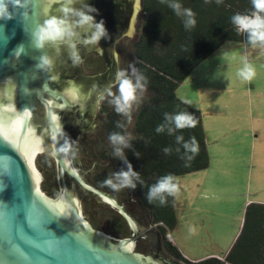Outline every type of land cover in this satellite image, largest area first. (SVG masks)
Returning <instances> with one entry per match:
<instances>
[{
    "label": "water",
    "instance_id": "water-1",
    "mask_svg": "<svg viewBox=\"0 0 264 264\" xmlns=\"http://www.w3.org/2000/svg\"><path fill=\"white\" fill-rule=\"evenodd\" d=\"M127 2L129 11L118 10L112 0H103L101 9L99 0H71L70 4L69 0H7L12 19L0 20V264H165L157 256L161 239L154 227L138 225L122 200L117 199L122 202L118 203L93 185L87 175L94 167L85 169L78 147L69 142L73 151H57L67 140V118L75 119V127L85 126L97 101L117 83L115 42L132 38L139 9V0ZM65 6L73 13L93 16V22L102 21L108 32L99 43L90 44L84 41L91 30L76 29L78 36L73 42L77 60L66 44L36 49L32 43L36 26L49 18L62 17ZM74 18L69 15V19ZM89 54L104 58V74L84 75L81 63ZM41 57L47 64H40ZM38 110L46 112L50 128L34 118ZM42 142L44 146L36 151V145ZM42 154L48 155L54 166L57 160L61 170L75 181L68 183V188L63 183V190L59 189L52 201L40 188V184L49 182L35 170V158ZM77 193L89 200L92 194L115 207L135 239L142 233L150 250V255L144 256L146 260L131 255L136 243L133 238L115 240L91 233L84 224ZM146 219L142 217V221ZM147 230L156 237L146 235ZM171 261L180 264L173 258Z\"/></svg>",
    "mask_w": 264,
    "mask_h": 264
},
{
    "label": "trees",
    "instance_id": "trees-1",
    "mask_svg": "<svg viewBox=\"0 0 264 264\" xmlns=\"http://www.w3.org/2000/svg\"><path fill=\"white\" fill-rule=\"evenodd\" d=\"M200 1L202 4L197 8H194L193 2L188 7L180 6L194 13L195 21L202 23L200 27L188 30L184 24L176 44L163 52H158L156 45L147 41L149 25L146 19L151 17L153 12L144 6L142 13L144 24L132 45L134 75L139 78L143 95L138 100L135 132L129 141L130 147L122 148L124 155L122 165L126 170V160L139 174L143 183L137 182L134 189H128L134 198L149 210L154 224L164 237L177 227L174 196H166L164 205H160L156 200L149 202L146 198L149 187L165 175H172L175 182L181 176L206 170L210 165L202 113L182 101L177 96V90L198 66L209 60L225 44L249 43L248 34L237 31L231 17L241 14L246 9L253 10L251 0ZM112 2L118 10H128L127 0ZM123 22L121 20V25H124ZM105 60L107 61L106 56ZM103 109L106 136L116 133L127 137V117L108 107ZM181 112L192 116L194 127L175 129L171 118ZM158 125L164 127V131L159 134L155 131ZM169 128L172 129L171 134L168 132ZM177 136L182 138L179 142L176 140ZM193 137L198 144V152L194 157L183 148V144L190 142ZM165 148L169 149L167 154L164 152ZM134 153H139V157ZM104 157L107 158L106 154ZM189 157L191 159H188ZM51 177L50 181L54 183L53 178L54 181L56 179L54 176ZM105 179L104 177L103 181ZM103 187L113 191L105 185ZM122 228L125 229L124 225ZM165 242L167 249L184 264H264V204L251 203L246 207L241 231L222 258L189 261L171 241L165 239Z\"/></svg>",
    "mask_w": 264,
    "mask_h": 264
},
{
    "label": "rangeland",
    "instance_id": "rangeland-1",
    "mask_svg": "<svg viewBox=\"0 0 264 264\" xmlns=\"http://www.w3.org/2000/svg\"><path fill=\"white\" fill-rule=\"evenodd\" d=\"M191 2H193L192 4L194 5V8H197L202 4L200 3V0H139V9L136 14L135 24L133 25L132 38L127 39V37H124L115 42V57L118 71H124L125 75L132 80L133 83H136L137 78L134 75L135 69L133 66L132 45L139 34V30L144 24L142 14L144 6L148 7L150 10L152 9L153 12L151 13V17L146 19V22L149 25L147 41L155 44L158 52H163L176 44L179 32L186 20V17L183 14V8L179 7V9L173 10L169 5L177 3L182 7L183 5L188 7ZM254 12V9H246L241 15H251ZM201 24L202 23L200 22H196L195 26L188 28V30L197 29ZM227 45H234V43L225 44V46ZM225 46L223 47L224 51L227 50ZM234 53L235 51L231 52L233 56L230 55L231 57H229L231 62L233 61V58H236ZM217 59L218 58L214 59L211 57L207 60L208 62L206 61V64L203 63L198 66L187 80L180 85L177 90V96L182 101L195 102L197 96H200L202 102L205 103V98L203 99V78L206 76L207 81L209 78L214 79L215 75H217V73H215L216 71H214L217 69L218 64L215 62ZM81 70L85 76L104 74L106 72L104 59L89 54L81 63ZM228 71L229 70L227 69L223 76H217L227 78V75H229ZM239 71L240 69H236L232 73V76L237 79L238 83H243V80L238 76ZM212 85H215V83L213 82ZM108 90L111 91L112 95L109 96L106 92L102 96L103 99L100 98L97 101L88 123L81 127L83 131L82 134H77V127L79 126H76L75 129L72 130L67 129L65 134L67 141L78 147V155L85 169H91L94 167L90 172V176L87 175V178L95 187L99 186V184L103 186V178H101L100 175L108 178L112 173L124 170L122 165L123 159L114 155V149L118 146L109 142L104 127L105 115L102 114L104 110L103 108L108 107L110 110H114L113 100L118 96L116 84ZM142 95L143 89L141 86L137 89V102L133 105L131 110V123L126 119L127 136H134V124L138 109V100H140ZM103 152H107L106 159H103V156L101 157ZM35 165L41 179L49 182L48 184H40L41 192L48 200L52 201L59 193V189L63 190V179L61 177L59 178V184L58 179L54 181L53 178L54 183L50 181L52 178L51 176L54 175L53 171L55 166L48 155L42 154L37 156L35 158ZM251 166V161L233 165L234 173L237 174L236 179L240 180L237 182V189L240 188V184H242L243 187L245 181L246 186L243 187L245 188L243 194L246 195V198L247 196L252 195L253 200L264 199V194L257 195L258 191L255 187L256 182L259 181L258 170L255 172L254 169L255 173L253 172L252 179H249V175H246L247 177L242 181L243 176L241 177V175H243L245 171H248ZM40 167L43 170H41ZM64 177L67 178L65 174ZM182 179H184V177L181 176L175 181L177 185V193L174 195L177 227L176 229L169 231L164 238H161V247H164L165 239H167L168 241H171L172 244L175 243L176 248L186 255L187 257H184L187 259L189 256L195 259L211 254L224 257L235 242L244 219L245 209L241 211L239 190H237L236 196L232 193H221L210 195L205 199L200 198L199 201H197V198L190 194L191 192L189 193L181 190L179 183H181ZM261 182L264 183V181H260V183ZM65 186L68 188L67 180L65 181ZM96 188L102 192L111 193L104 187L103 189L99 187ZM128 190V188L121 189L119 190L121 196L117 195V197L115 194L112 196L116 199L122 200L123 203H126L130 200ZM192 190L193 189H191V191ZM187 194H189L188 201L186 200ZM77 196L81 198V211L84 224L89 228L91 233H97L100 235L106 234L110 237H113L114 235L112 234L115 233V235L119 236V238H114L115 240L129 238L126 235L127 233H125V230L122 228L123 224L113 216L109 215L106 209L95 206L94 203L81 194L77 193ZM131 205L136 207V205ZM193 206H195V209H193ZM130 211L135 213V216H141V212L138 210L137 212H134L132 207L130 208ZM141 223L147 228L145 221H141ZM152 226L154 227V225ZM190 228L192 231H189ZM120 230H123L124 232L120 233ZM136 242L137 243H135L131 254L132 256L150 255V250L146 247L147 239H144L143 242ZM152 252L153 254H156V248L152 249ZM176 258L173 259L180 264H184L182 260Z\"/></svg>",
    "mask_w": 264,
    "mask_h": 264
},
{
    "label": "crops",
    "instance_id": "crops-1",
    "mask_svg": "<svg viewBox=\"0 0 264 264\" xmlns=\"http://www.w3.org/2000/svg\"><path fill=\"white\" fill-rule=\"evenodd\" d=\"M225 47L227 50H219L212 57L218 58L215 61L218 64L215 73L223 76L228 69L227 78L215 75L214 79L209 78L206 81L204 76L205 103L200 96H197L195 102L185 101L202 113L210 165L206 170L182 176L184 179L179 186L182 191L191 192L190 194L197 198V201L221 193H232L236 196L239 190L240 207L243 211L251 203L264 204V199L253 200L252 195L246 198L243 194L245 189L243 187L246 186L244 178L249 175V179H252L257 170L259 179L255 185L257 195L264 194V183H260L264 181V48L247 42ZM233 51L236 58L231 62L229 57L233 56L231 54ZM244 62L254 68L255 75L250 81L238 83L232 73L236 69H241ZM213 82L215 85H212ZM250 161L251 168L241 175L244 186L240 184V188L237 189V182L240 180L236 179L237 174L234 173L233 165ZM173 245L175 246V243ZM211 257L222 258L211 254L195 259L189 256L188 259L200 261Z\"/></svg>",
    "mask_w": 264,
    "mask_h": 264
},
{
    "label": "clouds",
    "instance_id": "clouds-1",
    "mask_svg": "<svg viewBox=\"0 0 264 264\" xmlns=\"http://www.w3.org/2000/svg\"><path fill=\"white\" fill-rule=\"evenodd\" d=\"M71 0H69L70 4ZM219 2V0H218ZM252 7L255 12L251 15L236 14L231 17V22L236 26L237 31L246 32L249 37V43L253 46L259 45L264 48V0H251ZM173 10L179 9L180 5L172 3L169 5ZM89 11H93L89 9ZM64 15L62 17H52L45 20L42 24L37 25L32 32V43L36 49H43L48 45L63 43L73 49L72 57L77 60L79 57L75 51L74 40L77 38L78 33L76 29L82 28L85 31L91 30L90 36L84 41L85 43L97 44L101 39H104L107 35L103 22H93L94 17L83 12L73 13L71 7L65 6L62 9ZM74 16V19H69V15ZM186 17L185 28L195 26L194 13L190 9H184L183 12ZM12 19V14L9 11L7 0H0V20ZM40 64H47V60L41 57ZM40 65L38 64V67ZM255 75L254 68L247 62L243 63V67L238 72V76L243 81H250ZM116 87L118 90V96L113 100L114 110L116 113L127 117L128 122L131 123V110L134 104L137 102V89L141 87L139 78L136 83H133L124 73V71H118L116 73ZM109 96L112 95L110 90H106ZM103 99V97H101ZM165 114V119H167ZM171 122L175 129L182 130L185 128L194 127V120L191 115L181 112L174 115L171 118ZM155 131L159 134L164 131L162 125H158ZM169 134L172 133V129H168ZM131 136H124L116 133H111L108 140L111 144L116 145L114 149V155L120 159H124L122 148L130 147L129 141ZM182 138L176 137L177 142ZM183 148L186 152H190L194 157L198 152V144L195 138H191L190 142H185ZM60 153H69L72 150V146L67 140L58 149ZM169 149L165 148L164 152L167 154ZM74 154V153H73ZM139 157V153H134ZM188 159H191L189 157ZM126 170H121L116 173H112L110 177L103 181V185L111 188L113 191H119L124 188H135L136 183H143L140 176L135 172L130 163L125 160ZM177 193V185L174 182L172 175H165L161 177L154 185H151L147 191L146 198L149 202L154 200L158 201L160 205L165 204L166 196H174ZM189 231H192L190 228Z\"/></svg>",
    "mask_w": 264,
    "mask_h": 264
},
{
    "label": "flooded vegetation",
    "instance_id": "flooded-vegetation-1",
    "mask_svg": "<svg viewBox=\"0 0 264 264\" xmlns=\"http://www.w3.org/2000/svg\"><path fill=\"white\" fill-rule=\"evenodd\" d=\"M99 2H100V7H99V9H101V8L103 7V0H99ZM128 8H129V7H128ZM93 9H95V8H93ZM128 10H129V9H128ZM102 114H103V112H102ZM34 118H35L36 120H38V123H39V120H40L44 128H50V127H49V123H48V119H47L46 112H44V111L42 112L41 110H38V111L36 112ZM74 123H75V119H74V118H70V117L67 118V120H66V124H67V128H68L69 130L75 129V126H73ZM77 132H78V133H77ZM77 132H76V133H77L78 135H79V133L82 134L83 131H82V129H81V126L77 127ZM106 153H107V152H103V155H101V157L103 156V159H106V157H104V154H106ZM46 154H49V156H53V155H51V154L48 153V152H47ZM106 156H107V154H106ZM54 160H56V159H54ZM54 164H55V168H54V171H53V174H54L53 176L55 177V179L61 177V178L63 179V183H65L66 180H67L68 183H70V184H71V182H72V183L75 182V181L71 178V176H69L66 172H63V171L61 170L60 165L58 164L57 160L54 161ZM40 168H41V167H40ZM41 170H43V169L41 168ZM64 174H65V176H67V178L64 177ZM100 177H101V178H104V177L106 178V176H103V175H100ZM96 187H99V188H102V189H103V186L100 185V184H99V186H96ZM80 188H81V187H80ZM80 188H79V189H80ZM80 190H82V189H80ZM106 190H107V189H106ZM82 191H83V190H82ZM109 192H111L112 194H111V193H107V192H104V193L110 195L111 197H113V196H112L113 194H115L116 196H117V195H118V196H121L120 193H117V194H116V193L113 192V191H109ZM128 194L130 195V196H129L130 200H128L126 203H123V207L125 208L126 212H127V213H128L133 219H136V222H137L138 225H140V226H141V224H142V223H141V221H142V217L145 216V217L147 218L146 221H145V224H146L147 229L149 228L150 225H154V229L156 230V231H154V233H157V237L160 238V239H161V238H164L163 233H162L161 231H159V230L157 229V226L154 224V221H153L152 215H151V213L149 212V210H147L143 205H141V204H140V203L134 198V196L132 195V193L130 192V190H128ZM118 196H117V197H118ZM89 197H90V201H91L92 203L98 205L99 207H103L104 209H106V210L108 211V214H109V215L113 216L116 220H118L120 223H122V224L124 225V227H125L124 230H125V232L127 233V236H128L129 238H136V236L134 235V232L131 230V228H130L128 222L124 219V217L119 213V211H118L115 207L112 208L110 204L103 202L102 200L98 199L97 197L93 196L92 194H89ZM113 198H114V197H113ZM116 200H117V199H116ZM117 201H118V203H120V204L122 203V202L119 201V200H117ZM131 204L136 205V207H133ZM124 205H125V206H124ZM131 207L133 208L134 212H137V210L140 211L142 217L139 216V218H138V216H135V213H133L132 211H130V208H131ZM112 209H115L116 212H114V210H112ZM142 225H143V224H142ZM121 231H122V230H120V233H121ZM122 232H124V231H122ZM147 232H149V231L147 230ZM143 233H145V232H143ZM154 233L149 232V233H147L146 235L155 236ZM112 235H114L113 238H116L115 233L112 234ZM141 235H142V233L140 234V236L138 237V239H135V241H141V242H143L144 239H142L143 237H141ZM142 236H143V235H142ZM144 236H145V235H144ZM155 237H156V236H155ZM136 243H137V242H136ZM148 244H152L151 241H150V239H148ZM149 246H151V245H149ZM160 250L164 253V255L161 254ZM160 250L158 249L159 254H158L157 256H158L161 260H164L163 263H165V264H172L173 261H171V259H172V258H176V257L174 256L173 253H171V252L167 249L166 242L164 243V247H161ZM171 257H172V258H171ZM143 259L146 260V258H145L144 256H143ZM176 259H177V258H176ZM166 260H168V261H170V262H168V261H166Z\"/></svg>",
    "mask_w": 264,
    "mask_h": 264
},
{
    "label": "bare ground",
    "instance_id": "bare-ground-1",
    "mask_svg": "<svg viewBox=\"0 0 264 264\" xmlns=\"http://www.w3.org/2000/svg\"><path fill=\"white\" fill-rule=\"evenodd\" d=\"M43 146H44V143H43V142L37 144V145H36V151H38L39 149H41ZM34 167H35V165H34ZM35 170L37 171L36 167H35ZM37 172H38V171H37ZM38 174H39V172H38ZM39 175H40V174H39ZM40 177H41V176H40Z\"/></svg>",
    "mask_w": 264,
    "mask_h": 264
}]
</instances>
